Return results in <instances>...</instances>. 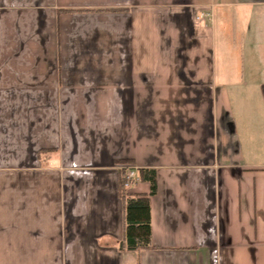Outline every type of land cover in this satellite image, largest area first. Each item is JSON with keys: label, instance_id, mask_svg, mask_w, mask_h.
<instances>
[{"label": "crops", "instance_id": "obj_1", "mask_svg": "<svg viewBox=\"0 0 264 264\" xmlns=\"http://www.w3.org/2000/svg\"><path fill=\"white\" fill-rule=\"evenodd\" d=\"M0 264H264V0H0Z\"/></svg>", "mask_w": 264, "mask_h": 264}, {"label": "trees", "instance_id": "obj_2", "mask_svg": "<svg viewBox=\"0 0 264 264\" xmlns=\"http://www.w3.org/2000/svg\"><path fill=\"white\" fill-rule=\"evenodd\" d=\"M137 177L150 183L149 194L130 192L126 185L125 169H120L119 194L123 206V236L118 247L122 251L140 252L153 246L150 198L157 191L156 169L139 168Z\"/></svg>", "mask_w": 264, "mask_h": 264}, {"label": "built area", "instance_id": "obj_3", "mask_svg": "<svg viewBox=\"0 0 264 264\" xmlns=\"http://www.w3.org/2000/svg\"><path fill=\"white\" fill-rule=\"evenodd\" d=\"M123 169H125L126 177H127V183L126 185L129 187L132 183H134L137 180V168L133 165H122Z\"/></svg>", "mask_w": 264, "mask_h": 264}]
</instances>
